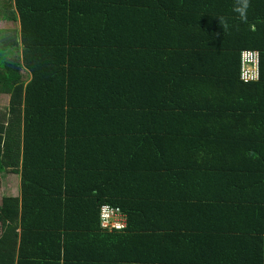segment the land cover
Returning <instances> with one entry per match:
<instances>
[{
  "label": "trees",
  "instance_id": "trees-1",
  "mask_svg": "<svg viewBox=\"0 0 264 264\" xmlns=\"http://www.w3.org/2000/svg\"><path fill=\"white\" fill-rule=\"evenodd\" d=\"M0 20V264H264V0H0Z\"/></svg>",
  "mask_w": 264,
  "mask_h": 264
},
{
  "label": "built area",
  "instance_id": "built-area-1",
  "mask_svg": "<svg viewBox=\"0 0 264 264\" xmlns=\"http://www.w3.org/2000/svg\"><path fill=\"white\" fill-rule=\"evenodd\" d=\"M239 79L254 82L259 79V52L245 49L240 55ZM99 224L106 231H120L126 227V216L119 207L103 204L99 209Z\"/></svg>",
  "mask_w": 264,
  "mask_h": 264
},
{
  "label": "rangeland",
  "instance_id": "rangeland-1",
  "mask_svg": "<svg viewBox=\"0 0 264 264\" xmlns=\"http://www.w3.org/2000/svg\"><path fill=\"white\" fill-rule=\"evenodd\" d=\"M13 26H14V23H13ZM5 27L11 28L12 25L11 24L9 25L4 20H0V37H2V36L5 35V31H4V28ZM8 53L10 54V56L13 55V52L12 51H9ZM8 97L9 96L7 95V93L0 92V101L1 102L4 101V103H6L7 100H8ZM5 176H6L5 177V183H6V185L8 187H11V191L10 192L12 194H14V195L18 194L17 193V189H16L17 186H18V184H19L18 177L16 175L10 176V174L9 175L6 174ZM4 194H5V189H4V187L2 188V186L0 185V201H1V198H2V196ZM0 233H1V227H0Z\"/></svg>",
  "mask_w": 264,
  "mask_h": 264
},
{
  "label": "crops",
  "instance_id": "crops-1",
  "mask_svg": "<svg viewBox=\"0 0 264 264\" xmlns=\"http://www.w3.org/2000/svg\"><path fill=\"white\" fill-rule=\"evenodd\" d=\"M8 95V94H7ZM9 96V95H8ZM8 102H9V97H8V100H7V102L6 103H4V101H0V110H3V112L7 109V107H8ZM7 175H9V174H7ZM18 177V176H17ZM18 181H19V179H18ZM2 185V184H1Z\"/></svg>",
  "mask_w": 264,
  "mask_h": 264
}]
</instances>
